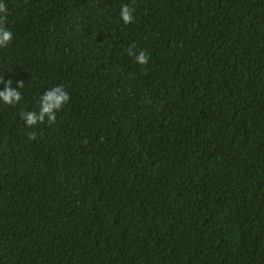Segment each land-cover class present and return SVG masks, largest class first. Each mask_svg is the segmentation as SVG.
<instances>
[{
	"label": "trees",
	"instance_id": "obj_1",
	"mask_svg": "<svg viewBox=\"0 0 264 264\" xmlns=\"http://www.w3.org/2000/svg\"><path fill=\"white\" fill-rule=\"evenodd\" d=\"M3 2L0 264H264V0Z\"/></svg>",
	"mask_w": 264,
	"mask_h": 264
},
{
	"label": "clouds",
	"instance_id": "obj_2",
	"mask_svg": "<svg viewBox=\"0 0 264 264\" xmlns=\"http://www.w3.org/2000/svg\"><path fill=\"white\" fill-rule=\"evenodd\" d=\"M119 16L124 25L132 24L135 20L134 0L131 3L122 4ZM8 8L3 0H0V49L7 48L13 40V33L7 27ZM128 56L134 57L135 62L141 66L147 65L149 56L145 50L136 49L135 44H130L125 49ZM0 82H3L0 79ZM12 80L6 82V87L0 91V102L7 105H15L22 99L21 92L17 89L24 87L23 81L17 82V88H12ZM71 97L65 90L63 85H57L47 89L39 98L38 111H22L19 113L20 118L25 121L27 127H33L37 124H43L47 121L49 126L54 125L57 119V112L60 111L69 101ZM30 139H36L35 133H29Z\"/></svg>",
	"mask_w": 264,
	"mask_h": 264
}]
</instances>
